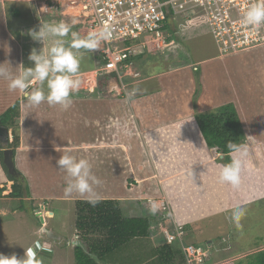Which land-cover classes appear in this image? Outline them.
<instances>
[{"label": "rangeland", "instance_id": "1", "mask_svg": "<svg viewBox=\"0 0 264 264\" xmlns=\"http://www.w3.org/2000/svg\"><path fill=\"white\" fill-rule=\"evenodd\" d=\"M63 1L65 0L56 2L54 0H32L31 2L37 4V7L33 9L28 7L29 2L27 4L15 2V0L7 1L6 8L9 16L7 17V23H2V17H0V38L9 31L24 42L26 53L31 52L33 48L39 50L42 44L34 41L28 35L29 29L39 30L41 20L45 22L63 20L71 23L72 19L75 18L73 15L77 10L75 4H68L67 1ZM61 3L64 6L66 5V8L69 6L67 11L70 15H63L61 8L56 9V4L60 5ZM70 5L72 6L70 7ZM14 10L18 13L15 14ZM0 15H2L1 11ZM77 28L75 25L72 30L76 31ZM181 35L182 39L175 36L174 43L166 46L163 51L156 53H154L155 51H149L145 56L134 58V63L142 73L139 79H143V82L132 84L138 78L131 75L124 76V70L121 72V75H123L122 82L112 80L109 88L110 93L104 97L106 99V114H110L114 109L111 104L113 102H119V100L129 97L128 103L133 102L135 104L134 100H138V97H145L150 93H154V91L161 90V78H158L157 75L174 69H177L175 73L163 77L167 89L165 94L167 102H161L163 113H166V111L175 113L176 110L192 111L191 120L197 124L194 120L195 111L213 112L227 104L235 105L248 138V142L242 146L241 152L234 153V155L232 153V156L242 162L240 187L234 189L229 185L231 190L230 210L227 209L222 214L193 223L189 229L184 230L182 239L185 242L208 244L210 246L209 259L205 264H248L249 257L247 256L264 249V47L258 46L249 50L230 51L222 54L219 52L213 37L205 33L203 29L188 30ZM81 53L83 57L80 64L81 71H95L101 64L100 48L95 52L81 50ZM82 78L83 80H80L81 85L84 84L83 88H88L92 94L103 98L98 92L97 85H94L95 79H97L94 72L85 74ZM128 83L130 84L127 85ZM132 115L134 117L132 121H137L135 126L140 127L142 130L136 110ZM90 122L92 123V121ZM167 122L165 127L175 125L174 122ZM175 122L176 124L180 123L179 121ZM93 130L94 126L91 125L88 130H79L74 127L72 136L79 141L83 138L82 140L91 142L95 137ZM144 132L143 129L138 138H141L142 143L146 145ZM191 136L192 134L187 132V137ZM65 138L66 136H61L58 141L62 142ZM160 138H162L160 141L165 144V147L170 143L169 137L160 136ZM189 140L188 138L185 145L192 148L193 143ZM198 150L196 149L193 154L202 158L203 155ZM153 152L150 147H144L140 150L141 155H143L141 156L137 148V159L141 158L142 161H147V163L155 162L157 156L155 152L153 156ZM209 152L215 156V160L221 157V154L215 150L209 149ZM90 155L95 156V158H91L95 161L92 170L96 176L100 174L101 177V172H104L101 167L98 168L97 160L99 158H104L109 165V167H106V172L114 164V152L108 146L104 153L91 150ZM124 158L127 159L129 156L123 154ZM53 169L55 168L52 164L50 167L44 166V171L52 176L55 173ZM124 169L126 168L123 167ZM148 169L149 172H153L151 166ZM107 175L109 174L107 173ZM110 185L112 186L113 183L107 184L106 181L104 187L107 188ZM95 188L97 189L96 192L90 193V196L85 199L92 200L107 197V193L97 192L99 191L97 185H95ZM133 191L128 190V194L133 193ZM150 200L153 201L154 199ZM15 202L17 201L12 200L10 203L15 206ZM26 202L24 205L29 207L28 200ZM76 202L77 200L71 199L48 201L49 210L54 214L50 218H46L47 227L54 229L69 241L76 236ZM122 202L125 206L123 211L126 215L148 217V207H141L128 200ZM0 204L4 205L6 201L5 203L0 201ZM17 204L21 209L23 205L21 200ZM37 204L39 205V203ZM130 204L132 206L131 211H129ZM237 205L245 209L240 227H237L231 219L232 209ZM160 208L162 210V206ZM37 213L38 215L34 216L23 210L21 217L20 215L15 216L8 210L5 215L0 214V253L5 255L16 254L18 257H22L25 248L29 246L36 248L40 245L34 243V234L37 233L36 231L40 226L42 227L43 223L39 215H42L43 212L37 211ZM154 220H151V233L155 243L160 245L167 241L165 230L175 232L174 224L164 223L160 226L164 221L160 218ZM175 243L178 245L177 242ZM47 248L50 253L55 255L56 264H73V246L71 244L62 247L51 242V246ZM69 259H72V261Z\"/></svg>", "mask_w": 264, "mask_h": 264}, {"label": "crops", "instance_id": "2", "mask_svg": "<svg viewBox=\"0 0 264 264\" xmlns=\"http://www.w3.org/2000/svg\"><path fill=\"white\" fill-rule=\"evenodd\" d=\"M7 1L10 0H0L2 23H7L8 19ZM31 1L15 0V2L20 3L29 2L28 7L30 9L37 7L36 2ZM76 32L81 35L79 28ZM175 36L182 39L181 34ZM30 53H26L24 42L9 31L0 38V64H2L0 66L7 73L17 74L21 63L25 67L34 66V62L28 59ZM147 53L149 52L144 49L136 55L145 56ZM139 70L134 63V59H132L130 68L124 71V76L131 75L138 78L132 82L134 85L141 83L143 79H139L142 76ZM176 70L164 71L157 75L158 78H161V90L154 91V93H150L145 97H138V100H134L135 104L131 101V103H128L129 97L121 99L119 102H113L114 104H111L114 109L108 115L106 114V99L95 96L88 88H83L84 84L73 95L72 106L68 110H63L58 105L50 106L46 102L38 106L31 105L19 91H9L8 79L0 75V114L17 99H21V146L17 150L15 162L17 168L24 174L31 192V197H25L23 200L22 207L24 209H19V204H17L20 201L19 198L0 197L1 202L5 203L6 201V204H0V214L5 215L9 210L15 216L20 215L22 217L23 210L34 216L38 215L37 211H42L46 218H50L54 213L49 210L48 201L55 199L59 201L68 199L76 201L88 198L90 193L96 192L95 185H93V190L90 193L66 192V172L57 167L56 161L62 154H71L77 159L86 158L93 165L95 161L91 157L95 158V156H91L90 151L104 153L107 146L114 152V164L106 172V167H109V165L104 158L101 159L98 156L100 160H97L98 168L101 167L104 172H101V177L100 174L97 175L101 180V183L97 185L99 189L97 192L107 193V197H100L102 199L118 200L123 210L125 206L122 201L128 200L141 207L149 208V200L154 199L153 201L159 204V211L168 214V217L163 220L164 222L160 226L164 223H172L174 229L177 223L193 224L200 222L199 220L222 214L227 209L230 210V186L219 181L221 164L215 160L213 154H210L211 152H209L199 126L192 122V111L176 110L175 113L167 111L163 113L161 102H167L165 98L167 89L163 77L175 73ZM93 72L94 70H80L79 78L83 80L82 77L85 74ZM95 85H97L96 79ZM135 110L138 115V122L141 123V128L145 131L146 145L142 143L141 138H138L142 130L140 127L135 126L137 121H132L134 119L132 113ZM167 121L174 122L175 125L165 127ZM175 121L180 123L176 124ZM90 125L94 126L93 134L95 135L91 142L82 140L83 138L79 141L72 136L74 127L79 130H88ZM8 131L9 136L5 130L0 131V141L3 145H6L8 140H13L12 129ZM187 132L191 133L192 136L187 137ZM61 136H66V138L59 142L58 139ZM160 136L169 137L170 143L166 147L160 141L162 140ZM188 138L193 143L192 148L185 145ZM143 145L146 148L150 147V150L156 153V163H147V161H142L141 158L137 159V148L141 155L140 150L144 148ZM196 149H199L198 151L203 155L202 158L193 154ZM232 153L233 155L234 153L237 154V152ZM123 154L129 156V158L123 159ZM51 164L55 168L53 169L55 171L54 176L44 171V166L50 167ZM149 166L152 167L153 172L150 171L151 174H149ZM123 167L126 169L123 170ZM106 181L107 184L113 183V185L107 188L104 187ZM3 185L8 188L6 193L12 190V184L7 183V176L0 159V186ZM128 190H134V194H128ZM144 199H147L148 202L147 200L143 201ZM12 200L17 201L15 206L11 205L13 204L10 203ZM27 200L29 207L24 205ZM31 200L39 203L40 207L33 209ZM36 202L35 204H37ZM131 209L132 206L129 211ZM46 218L45 223L48 224ZM41 228L40 226L36 231L37 233L34 232V243L40 245L36 248L29 247L37 251L42 264H56L55 255L50 253L47 248L51 246L52 241H49L41 232ZM160 230L162 231L161 227ZM72 255L74 259V246ZM69 260L72 261V259Z\"/></svg>", "mask_w": 264, "mask_h": 264}, {"label": "built area", "instance_id": "3", "mask_svg": "<svg viewBox=\"0 0 264 264\" xmlns=\"http://www.w3.org/2000/svg\"><path fill=\"white\" fill-rule=\"evenodd\" d=\"M65 1L76 6L73 15L82 36L90 30H99L102 24L111 30L112 38L101 43V64L94 71L95 78L98 74L117 72L122 82V70L130 68L128 60L140 50L163 51L174 43L176 34L192 29L210 34L222 54L264 45V26L256 28L242 23L241 10L253 0ZM62 3L56 4V9L70 15L69 6L66 8ZM165 233L168 243H180L186 264H205L209 259L208 244L197 245L182 239L183 224L177 223L174 233L168 230Z\"/></svg>", "mask_w": 264, "mask_h": 264}, {"label": "trees", "instance_id": "4", "mask_svg": "<svg viewBox=\"0 0 264 264\" xmlns=\"http://www.w3.org/2000/svg\"><path fill=\"white\" fill-rule=\"evenodd\" d=\"M13 12L18 13L15 10ZM132 59L134 56L128 62H131ZM112 80L121 82L117 72L98 74L97 89L101 97L109 95ZM194 120L199 126L208 148L223 155L216 159L218 163L227 164L233 158L232 152L227 147L229 141L239 146L248 142L242 122L233 104L221 106L213 112L195 111ZM20 124L21 99L19 98L0 114V125L3 130L12 129L13 131L12 141L8 140L6 145L0 141L1 165L7 176V183L12 184V190L9 193H6L8 190L6 185L0 186V197L19 198L23 203L25 197H31L28 182L26 181L24 189L23 184L15 176L9 174L3 161L6 147L12 148L14 156H16L17 150L21 146ZM19 173L24 176L20 170ZM93 200L95 203L91 202ZM31 203H33V209L40 207L38 204L34 205L35 200H31ZM75 208L76 235L83 241L87 251L79 246L74 247V264H100L91 257V254L97 255L105 264L187 263L178 241H175L178 245L175 242L168 243L167 241L157 245L152 237L151 220L155 218L164 220L168 214L158 211L153 215L148 211V217L129 216L126 215L120 202L116 199H79ZM191 226L192 224H185L183 229L187 230ZM247 257H249L248 264H264V249Z\"/></svg>", "mask_w": 264, "mask_h": 264}, {"label": "clouds", "instance_id": "5", "mask_svg": "<svg viewBox=\"0 0 264 264\" xmlns=\"http://www.w3.org/2000/svg\"><path fill=\"white\" fill-rule=\"evenodd\" d=\"M241 14L245 26L256 28L264 26V0H253L241 10ZM77 22L75 18L71 23L63 20L49 22L41 20L39 30L29 29L28 35L34 41L41 43L42 47L39 50L33 48L29 54L28 59L34 62V66L25 67L21 63L15 75L7 73L0 66V75L5 76L9 81V91H19L33 106L44 102L50 106L58 105L63 110H68L72 106V97L81 87L79 78L83 58L81 50L95 52L99 50L102 42L112 38L111 30L105 24H102L99 30H90L82 36L72 30ZM227 147L230 152L242 151V146L231 141L228 142ZM56 165L66 172V192L90 193L93 185L101 183L100 178L93 173L92 164L86 158L77 159L71 154H62ZM241 171V160L233 156L230 163L220 166L219 181L239 189ZM91 202L95 203L94 200ZM149 204L150 213L155 215L159 211V204L155 201H150ZM244 214L245 209L242 206L237 205L232 209L231 219L237 227H240ZM0 264H42V262L38 258L37 251L29 247L25 248L22 257L0 253Z\"/></svg>", "mask_w": 264, "mask_h": 264}, {"label": "water", "instance_id": "6", "mask_svg": "<svg viewBox=\"0 0 264 264\" xmlns=\"http://www.w3.org/2000/svg\"><path fill=\"white\" fill-rule=\"evenodd\" d=\"M2 126L0 125V131L2 130ZM7 135L9 136V131L5 130ZM221 157H223V155H221ZM4 164L6 165L9 174L15 176L24 186H26V179L23 175H21L19 173V170L16 166V162H15V156H14V151L12 148H8L6 147L4 149ZM40 219L42 221V228L41 231L42 233L49 239L51 240L53 243L59 245V246H65L66 244H71L72 246L76 247H82L85 251H87V247L85 246V244L83 243V241L81 239L75 238L71 241L67 240L63 235L59 234L57 231H55L54 229H51L49 227H47L46 223H45V218L43 215H40ZM91 257L93 259H95L98 263L100 264H105L103 261H101L99 259V257L95 254H91Z\"/></svg>", "mask_w": 264, "mask_h": 264}, {"label": "bare ground", "instance_id": "7", "mask_svg": "<svg viewBox=\"0 0 264 264\" xmlns=\"http://www.w3.org/2000/svg\"><path fill=\"white\" fill-rule=\"evenodd\" d=\"M83 79V78H82ZM94 85H95V83H94ZM93 205V204H92ZM196 242V241H195Z\"/></svg>", "mask_w": 264, "mask_h": 264}]
</instances>
